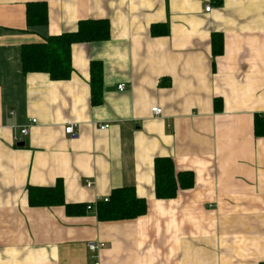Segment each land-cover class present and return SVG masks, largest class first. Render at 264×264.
I'll return each instance as SVG.
<instances>
[{
	"label": "crops",
	"instance_id": "0c3cea01",
	"mask_svg": "<svg viewBox=\"0 0 264 264\" xmlns=\"http://www.w3.org/2000/svg\"><path fill=\"white\" fill-rule=\"evenodd\" d=\"M32 1L45 2V24L26 25ZM96 18L109 37L71 46L68 79L23 74L24 43ZM91 61L103 67L99 104ZM263 114L264 0H0V264H93L89 242L99 264L264 262ZM160 156L194 174L173 198L155 197ZM57 180L65 203L92 206L69 215L28 202V185ZM119 186L146 200L144 214L98 219Z\"/></svg>",
	"mask_w": 264,
	"mask_h": 264
},
{
	"label": "trees",
	"instance_id": "16d2710c",
	"mask_svg": "<svg viewBox=\"0 0 264 264\" xmlns=\"http://www.w3.org/2000/svg\"><path fill=\"white\" fill-rule=\"evenodd\" d=\"M27 26L43 25L47 21L48 10L43 1L27 2L25 5ZM73 31L62 32L45 37L42 41L26 42L21 46V70L28 72H45L51 80H65L71 75V46L74 43L97 42L107 40L110 23L104 18L82 19ZM213 55L222 53V35L212 38ZM90 97L92 104L102 100L103 67L98 61L90 62ZM254 133L264 134V117L255 116ZM154 193L156 198H173L178 189L190 188L194 174L190 171H177L168 156L156 157L153 161ZM27 200L32 206L64 204L69 215L81 214L92 206L86 203H65L61 181L53 186L28 185ZM146 200L135 193L134 188L119 186L111 190L106 200L96 204V215L100 220L132 219L144 214ZM264 264V262L260 263Z\"/></svg>",
	"mask_w": 264,
	"mask_h": 264
},
{
	"label": "built area",
	"instance_id": "2783aa9c",
	"mask_svg": "<svg viewBox=\"0 0 264 264\" xmlns=\"http://www.w3.org/2000/svg\"><path fill=\"white\" fill-rule=\"evenodd\" d=\"M210 9H211V5L205 6V11H210ZM118 88L120 90L124 89V84L118 85ZM150 110L152 111L153 115L156 116V117H158V115H160L161 112H162V110L160 109L159 106L158 107L153 106V107L150 108ZM263 117H264V114H263ZM35 121L36 120L34 118H31L30 119V123H35ZM64 127H65V133L66 134L71 135V134H74L75 133L74 127H73V124L72 123H69V124L65 125ZM107 127H108V124H106V123L100 124V128H107ZM27 132H28L27 125L20 128V131H19L20 135H25ZM14 138H16L17 140H19V138H17V136L14 137ZM84 186H86V187L87 186H91V181L90 180H87L85 182ZM102 199L103 200H106L107 197H104ZM88 207H90V205ZM98 247H99V245L94 244L92 242H89L88 250L91 253V258L93 259V264H99L98 259H97V256L95 254L96 253V250L98 249Z\"/></svg>",
	"mask_w": 264,
	"mask_h": 264
},
{
	"label": "water",
	"instance_id": "95a60500",
	"mask_svg": "<svg viewBox=\"0 0 264 264\" xmlns=\"http://www.w3.org/2000/svg\"><path fill=\"white\" fill-rule=\"evenodd\" d=\"M19 145H23V143L22 142H17Z\"/></svg>",
	"mask_w": 264,
	"mask_h": 264
}]
</instances>
